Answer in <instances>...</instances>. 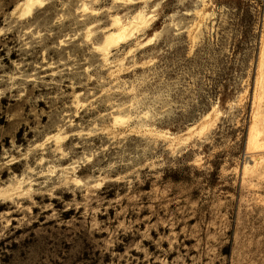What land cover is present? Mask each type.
<instances>
[{
	"label": "rangeland",
	"instance_id": "obj_1",
	"mask_svg": "<svg viewBox=\"0 0 264 264\" xmlns=\"http://www.w3.org/2000/svg\"><path fill=\"white\" fill-rule=\"evenodd\" d=\"M36 8L0 0V264H264V0Z\"/></svg>",
	"mask_w": 264,
	"mask_h": 264
},
{
	"label": "bare ground",
	"instance_id": "obj_2",
	"mask_svg": "<svg viewBox=\"0 0 264 264\" xmlns=\"http://www.w3.org/2000/svg\"><path fill=\"white\" fill-rule=\"evenodd\" d=\"M40 1L41 0H24V4H25V9L31 13L35 8H36V5L39 3L40 4ZM37 9V8H36ZM34 12V11H33ZM116 26L118 27V32L122 33V35L120 36L122 39L125 38V37H128V29L131 27V25H138V23L140 22L139 18H135L133 20V22H130V23H125V21H122V19L120 18H117L116 21ZM142 23V21H141ZM143 24V23H142ZM111 39L114 40L113 37H107L106 38V43L109 42ZM256 143L257 139H254ZM258 144V143H257Z\"/></svg>",
	"mask_w": 264,
	"mask_h": 264
}]
</instances>
